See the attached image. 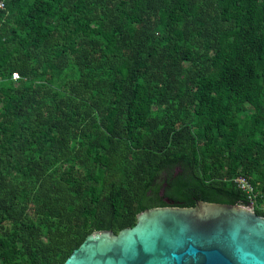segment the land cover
<instances>
[{
    "label": "trees",
    "instance_id": "trees-1",
    "mask_svg": "<svg viewBox=\"0 0 264 264\" xmlns=\"http://www.w3.org/2000/svg\"><path fill=\"white\" fill-rule=\"evenodd\" d=\"M0 2V264L156 207L264 218V0Z\"/></svg>",
    "mask_w": 264,
    "mask_h": 264
},
{
    "label": "water",
    "instance_id": "water-1",
    "mask_svg": "<svg viewBox=\"0 0 264 264\" xmlns=\"http://www.w3.org/2000/svg\"><path fill=\"white\" fill-rule=\"evenodd\" d=\"M63 264H264V218L199 200L151 208L117 234H89Z\"/></svg>",
    "mask_w": 264,
    "mask_h": 264
},
{
    "label": "built area",
    "instance_id": "built-area-1",
    "mask_svg": "<svg viewBox=\"0 0 264 264\" xmlns=\"http://www.w3.org/2000/svg\"><path fill=\"white\" fill-rule=\"evenodd\" d=\"M2 9H3V2H0V10H2ZM12 78H13V80H16L18 78L17 74H14ZM235 183L237 184V186H238L239 189H241L242 191H244L249 196H253L252 195L253 190H252L251 186L246 182V180L244 178H241V177L237 178L235 180ZM252 204H253V201L251 202L250 206L249 207H246V208H248L251 211H253V207H252L253 205Z\"/></svg>",
    "mask_w": 264,
    "mask_h": 264
}]
</instances>
